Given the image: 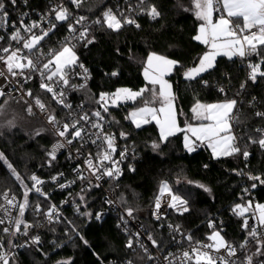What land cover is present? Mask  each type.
Returning <instances> with one entry per match:
<instances>
[{
	"label": "snow or ice",
	"instance_id": "obj_1",
	"mask_svg": "<svg viewBox=\"0 0 264 264\" xmlns=\"http://www.w3.org/2000/svg\"><path fill=\"white\" fill-rule=\"evenodd\" d=\"M23 2L27 4V0ZM8 3L15 7L17 0H0V31L4 32L0 35V78L5 81L0 85V98H3L0 103V118L6 121L0 122V128L10 129L16 126L15 117L7 118L5 105L9 104V98L22 102L28 115H35L36 108L43 116V123L34 129L33 137L49 134L56 138L51 148L45 150L48 157L45 163L48 167L57 160L58 153L62 150H66L68 159L79 161V158L83 157V161L73 167L72 179H66L65 173L59 172L51 176L50 181H46L35 173L22 176L4 154L0 153V161L7 166L10 176L22 190L19 196L11 188L0 192V264H21L17 253L20 248H30L46 261L48 253L43 251L41 236L36 229L62 221L58 206L49 202L50 194L44 190L47 183H53L62 190L70 189L79 183L76 211L82 216L94 217L97 221L102 219L103 212H81L80 206L83 204L87 207L88 196L94 188L101 187L100 181L106 177L116 179L121 175L120 165L127 156L128 149L124 148L119 152V159H114L117 152V135L106 130L112 124V121L107 119L111 115L110 106H118L121 102H142V106L131 111L125 119L130 120L137 129L155 122L159 128V141L152 142L153 152L161 150V145L166 144L170 137L178 133L184 134L183 148L187 153L191 154L206 147L211 150L214 159L239 155L247 161L251 155L250 145H257L264 150V127H248L243 133H237L236 129L241 123L238 105L243 103L237 98L225 99L218 103H202L196 100L190 111L192 120L197 123L186 120L184 127H181L178 116L183 113L177 111V96L172 83L165 78L181 65L179 61L156 52H150L144 62L143 77L147 82L144 87L136 91L118 88L112 93L101 92L98 98L93 99L88 89L90 73L80 62L77 47H88L95 43L93 26L118 33L126 26L139 29L141 24L138 18L141 16L157 20L161 17L163 9L155 0H123L114 6H106L92 20L85 15H74L70 10L69 6L82 8L85 0H52L48 11L41 13L38 20L25 23L29 16L25 12L18 17L19 26L17 21H11L10 32L7 31ZM183 10L192 11L200 21L193 40L208 49L197 58L193 67L183 72L184 79L207 86L208 81L202 79V74L216 67L218 56L227 57L229 60L239 58L247 63L248 75L240 84L236 97L247 96L249 81L255 84L258 78L264 79V0H191V7ZM65 23L67 35L58 46L45 51L44 42L55 35L58 24ZM252 57L257 58L255 62ZM77 68L80 69L79 72L76 71ZM110 75L116 77L119 72L114 70ZM36 77L39 78V89L42 93L50 94L51 101L64 113L63 119L58 118L59 114L50 104H46L40 96L34 95L31 88L26 87ZM73 77H79L83 82L73 83ZM198 77L201 79L197 80ZM78 91L86 93L91 101L90 105L86 107L85 103L81 102L74 106L69 102V93ZM219 91L225 93L223 87ZM146 93L148 95H145ZM255 101L256 98L251 97L250 103ZM254 116L264 121V111L255 110ZM127 137L128 133L119 132V138ZM77 144L79 147H76ZM89 145L95 146V155L91 151L85 154L84 149ZM234 171L253 182L250 187L243 189L249 196L257 184L264 185V174ZM196 187L211 194V189L203 184H196ZM33 193L42 198V202L40 199L35 203L31 202L30 195ZM165 195L169 200L165 211L162 212L161 202ZM120 202L126 203L123 196L120 197ZM114 203L111 199L104 200L106 206ZM167 209L181 216L190 211L188 198L174 194L168 182L164 181L159 186L152 216L155 221L160 222L155 227H166L171 234V243L180 249L175 252L165 250L164 240L153 235L155 227L152 231L146 230L144 233L130 232L127 228L130 221L125 217L134 218L136 209L130 205L124 208L120 220L127 234L126 247L133 252L137 248L141 250V260L146 259L149 264H264V203L254 204L248 199L232 207V214L241 218V229L245 233L238 244L225 239L222 228L218 227L215 219L207 222V227L211 230L206 236L208 242L197 240L194 234L184 232L181 225L166 223ZM27 213L34 219H26ZM73 230L76 231L75 228ZM52 231H55L54 227ZM145 235L150 246L144 242ZM21 237L24 238L22 243ZM81 240L87 245L83 237ZM184 243H187V248H184ZM152 249L156 251V255ZM56 264H71V261L62 260ZM127 264H134V261L129 259Z\"/></svg>",
	"mask_w": 264,
	"mask_h": 264
},
{
	"label": "trees",
	"instance_id": "obj_2",
	"mask_svg": "<svg viewBox=\"0 0 264 264\" xmlns=\"http://www.w3.org/2000/svg\"><path fill=\"white\" fill-rule=\"evenodd\" d=\"M42 1L29 0L31 4ZM110 1L88 0L77 11L93 15L99 13ZM18 3L19 6L16 7L8 3V9H19L21 7L19 0ZM155 3L163 9L161 17L157 20L141 16L138 18L141 24L139 29L126 26L118 33L93 26L95 43L88 47H77L80 62L88 64L93 74V81L88 86L93 99H96L101 92L115 91L118 88H130L136 91L144 87L147 83L143 77L144 62L150 52H156L179 61L181 65L168 77L177 96V111L183 113L179 115L182 125L191 116L190 109L196 100L212 102L237 98L243 101L242 105H238L241 123L236 129L237 133H243L248 127H264V121L254 116L255 110L264 111V107H261L264 105V79L258 78L255 84L249 81L248 95L236 97L240 84L247 79V66L239 58L229 60L227 57L218 56L216 67L202 74V79L208 81L207 86L196 81H186L183 72L193 67L197 58L208 50L205 45L193 40L200 21L195 18L192 11L183 10L191 7V0H155ZM251 59L255 62L257 58ZM114 70L119 72L116 77L110 75ZM199 79L201 78L198 77L197 80ZM221 87L228 90L221 93L219 91ZM78 95L86 100L88 105L91 104L84 91L78 92ZM251 97L256 98L254 103H250ZM140 105L142 102L138 100L127 106L115 107L113 111L114 124L120 131L129 134L130 139L142 153L134 170L127 169L120 180L119 199L123 196L126 202L121 203L122 206L125 208L130 205L135 209L148 207L159 195L161 182L166 181L174 194L188 198L190 207L189 213L183 216L171 213L168 216L171 223L181 225L182 230L194 234L195 239L204 240L211 231L207 227L208 220L216 215H223L226 220L225 239L237 244L241 242L245 235L241 229V218L233 215L231 209L236 203L248 200L251 194L263 201L264 185L257 184V187L251 190L250 196L247 195L243 189L250 187L253 182L246 176L237 175L234 170L264 174V150L257 145H250L251 155L247 161L239 155L214 159L211 150L206 147L191 154L184 153L183 133H178L170 137L166 144H162L161 150L153 152L152 142L159 141V128L155 122L137 129L131 121L125 120L129 109ZM54 106L59 110L58 106ZM23 107L27 115L25 106ZM35 116L39 115L36 113ZM29 117L33 118V116ZM42 123L30 122L27 130L22 126L0 129V153L4 154L22 176L26 177L35 172L40 175H51L60 170V162L52 164L51 167L45 163L48 158L45 150L49 149L54 137L44 134L34 138L32 135L34 129ZM187 181L193 183L189 184ZM196 184L207 186L211 189V194L196 187ZM8 188L13 189L18 196L22 191L7 171V166L0 161V192ZM38 199L40 198L30 195L31 202L35 203ZM101 205V192L92 190L83 212L96 213ZM143 216L149 220L150 227L154 229L157 223L150 219L148 213L144 212ZM30 219L34 218L30 215ZM39 219L43 221L42 217ZM119 220L120 216L115 212H110L97 221L94 217L65 210L60 223L39 228L43 251L48 253L46 261L30 248L23 249L18 259L21 264H56L57 261L62 260H70L71 264H104L111 259L129 258L134 260L135 264H144V260L140 259L142 252L139 249L133 252L126 247L127 236L121 232L118 226ZM52 227L55 231H52ZM154 232L157 237L164 240V243L171 242L165 228L155 227ZM81 237L87 241V245Z\"/></svg>",
	"mask_w": 264,
	"mask_h": 264
},
{
	"label": "built area",
	"instance_id": "obj_3",
	"mask_svg": "<svg viewBox=\"0 0 264 264\" xmlns=\"http://www.w3.org/2000/svg\"><path fill=\"white\" fill-rule=\"evenodd\" d=\"M87 1L88 0H85V2H87ZM19 2L21 4V7L19 9H17V10H14L15 8L11 9V10L8 9V11H9V27L7 28V31H9V32L11 31V27H10L11 21H17V26H19L18 17H20L25 12H27L29 14L28 18L25 19V23L30 22V20H38L39 15L41 13L48 11L52 0H43L42 3L37 2L36 4H31L29 2V0H27V4H25L23 2V0H19ZM122 2H123V0H111L107 6H114V5H116L118 3H122ZM16 6H19L18 0H17ZM69 7H70V10L74 12V15H77V16L78 15H85V16L89 17V20L95 19L96 15L98 14V13H96L93 15H88V14H84L82 12L77 11V9H75L74 6H69ZM105 7H103L102 9H104ZM3 34H4V32L0 31V35H3ZM66 35H67L66 23L65 24H58L55 35H52L50 40L44 42V50L47 51L48 48L58 46L59 42ZM81 63H83L85 65V67H87L89 70V73H90V79L88 81V86H89L93 81L92 71H91L90 66L88 64H86L84 62H81ZM244 63L247 66V63L246 62H244ZM76 71L79 72L80 69L77 68ZM72 82L79 84V83H82L83 81L79 77H73ZM4 83H5V81L3 80V78H0V85H3ZM26 87L31 88L33 90L34 95L40 96L46 104H50L51 107L53 108V110H55L59 114L58 118H60V119L64 118V113L60 110V107L58 106L59 110H56V108L54 106V105H56L55 102L52 101L54 104L50 103L51 102L50 94L42 93V91L39 89V78L38 77L34 78L28 85H26ZM225 90H228V89L225 88ZM5 91H7V89H5ZM78 92H80V91H78ZM78 92L69 93V102H71L74 106L83 102V103H85V105L87 107L88 104H87L86 100L78 97L79 96ZM112 92H114V91H110L108 93H112ZM14 95H15V93H14ZM97 98H98V96H97ZM2 100H3V98H0V103L2 102ZM9 100H11V99L9 98ZM12 101H14V100H12ZM14 102H17V101H14ZM130 103H132V102L131 101L121 102V103H119L118 106H110L111 115L107 117V119L109 121H112V124H111V127H108L106 130L110 133H116V135H117V152L114 154V159H117V160L119 159V152L121 150H123L124 148H127L128 151H127V156H126L125 160L120 165L121 175L119 177H117L116 179H111V178L106 177L104 180L100 181L101 187L93 189V190H99L101 192L102 205L100 206V208L97 211L103 212L102 218L104 216H106L107 214H109L110 212H115L120 217L124 214V207L122 206L120 199H119V190H120V186H121L120 180H121L123 174L126 172V170L127 169L132 170L135 167L136 163L141 159V156H142L140 149L130 139L129 134H128L127 139L119 138L120 130L117 128V126L113 122V111H114L115 107L119 108L122 106H127ZM34 111L39 116H41L43 118V116L39 113L38 109L34 108ZM125 120L127 122L130 121L128 119H125ZM55 139L56 138L54 137V140L49 145V149L51 148L52 144L55 142ZM76 147H79V144H77ZM88 151H91L93 153V155H95V152H96L95 146L89 145L88 148L84 149L85 154H87ZM184 153H186V151H184ZM82 161H83V157H80L79 161H77L75 159H73V160L68 159L67 154H66V150H62L61 153H58L57 160L53 162V164L56 162L61 163L59 171H57L56 173L51 174V175H40L36 172H35V174L38 177H40L46 181H50L51 176H53L59 172H63V173H65L66 179L70 180L74 177V173L72 171L73 167L75 166L76 163L82 162ZM129 166H131V168ZM44 190L50 194V201L49 202L56 204L62 215H63L65 210H70L73 213L79 214L76 211L77 203L79 202V199L77 196V193L80 190V184L79 183L73 185L70 189H63V190L58 188L53 183H47L44 187ZM33 195L36 196V194H34V193H33ZM40 199L42 202V198H40ZM105 199H111V200L115 201V203L111 206H106L104 204ZM249 199H251L254 204L255 203H264V200L263 201L258 200L253 194H251V197ZM168 200H169V197L167 195H165L164 198L162 199V202H161L162 203V207H161L162 212L165 211L166 204H167ZM65 201H68V202L65 203ZM154 203H155V199L153 200L151 205H149L148 207L136 209V211L134 213V218L125 217L126 219H129V221H130L127 225V228L129 229L130 232L135 233V232L139 231L141 233H144L146 230L147 231L153 230L149 225V220L144 218V216H143L144 212L148 213V215L152 221L156 222L157 224L160 223V222L155 221L154 217L152 216V212L154 211ZM83 207H84V205L81 204V206H80L81 212H83V210H84ZM171 213L178 215V216H181V215L175 213L174 211H172L171 209H167V216H169ZM185 214H187V213H185ZM30 215L31 214L27 213L26 219L31 220ZM211 219H215L217 221V225H218V227L222 228V235L224 236V232L226 230L225 217L223 215H216ZM169 222L171 223V221H169V219H168L166 221V223H169ZM250 223H251V221H250ZM118 224L120 225L119 227H120L121 232H123L127 236V234L124 231V226L121 225V220H119ZM159 229H162V228H159ZM39 230L40 229H36V231L38 233L40 232ZM165 230H166L167 235H169L171 238V234L169 233V231L167 230L166 227H165ZM153 235L158 239H162L160 237H157L156 233L154 231H153ZM143 239H144V242L150 246V242L147 241L146 235L143 237ZM177 239H179V236H177ZM23 240H24V238L21 237L20 242L22 243ZM201 241H203L205 243L208 242L206 239L201 240ZM228 241H230V240H228ZM230 242H233V241H230ZM164 246H165L166 251L175 252V251L180 250L176 244L171 243V242H165ZM183 246H184V248L188 247L187 243H184ZM134 247H135V245H134ZM23 249L24 248L17 249L18 255ZM152 252L154 255L157 254L154 249H152ZM142 255H143V253H142ZM127 260H129V258H126L124 260L111 259L109 262L104 263V264H127ZM134 264H135V262H134ZM144 264H149V262L145 259Z\"/></svg>",
	"mask_w": 264,
	"mask_h": 264
},
{
	"label": "rangeland",
	"instance_id": "obj_4",
	"mask_svg": "<svg viewBox=\"0 0 264 264\" xmlns=\"http://www.w3.org/2000/svg\"><path fill=\"white\" fill-rule=\"evenodd\" d=\"M166 79H168L170 82L171 80L168 78V77H165ZM172 83V82H171ZM227 99H230V98H227ZM225 99H222V100H218V101H212V102H203L201 101L202 103H218V102H223ZM24 105L23 104H15V103H12L11 101H9V104L8 105H5L6 109H7V118L8 119H12L13 117L16 118V126L13 127V128H16L18 126H22L24 129L26 128V130L28 129L29 126V123L30 122H43V118L41 116H35V115H32L33 118L29 117L30 115H26V113H24ZM142 106V105H140ZM158 106V105H157ZM139 107V106H137ZM137 107H134V108H131L129 109L128 113H127V116L129 115V113L133 110H135ZM177 107V106H176ZM26 112V111H25ZM192 114L191 116L187 119L188 122L190 123H197L196 121L192 120ZM0 122H3V123H6V121H3L2 118H0ZM178 122L180 123L179 121V116H178ZM134 125V124H133ZM135 126V125H134ZM180 126L181 127H184V125H182L180 123ZM13 128H10V129H13ZM0 129H9L7 127H3V128H0ZM184 135V134H183Z\"/></svg>",
	"mask_w": 264,
	"mask_h": 264
},
{
	"label": "crops",
	"instance_id": "obj_5",
	"mask_svg": "<svg viewBox=\"0 0 264 264\" xmlns=\"http://www.w3.org/2000/svg\"><path fill=\"white\" fill-rule=\"evenodd\" d=\"M216 18L215 14H214V19ZM168 77V76H167ZM169 78V77H168ZM173 85V84H172ZM173 91H174V87H173Z\"/></svg>",
	"mask_w": 264,
	"mask_h": 264
}]
</instances>
